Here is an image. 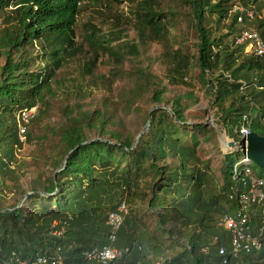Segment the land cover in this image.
<instances>
[{
    "label": "trees",
    "instance_id": "1",
    "mask_svg": "<svg viewBox=\"0 0 264 264\" xmlns=\"http://www.w3.org/2000/svg\"><path fill=\"white\" fill-rule=\"evenodd\" d=\"M85 1L96 0H0V59L4 58L0 66L1 185L13 178L17 153L29 141L28 127L41 114L31 120L24 142H20L17 112L42 104L56 69L66 57L78 54L82 48L73 39ZM111 1L116 9L108 10L110 19L122 18L126 24L127 18L117 8L128 2L136 19L130 25L138 41L113 46L98 27L86 23L83 42L93 50L92 59L84 66L86 73L95 66L98 51L120 64L126 56H138V45L165 42L169 35L168 16L173 14L162 12L156 0ZM262 1L179 0V6L188 11L185 18L196 38L192 58L198 69L197 83L213 98L212 105L218 111L216 125L224 131L230 128V139L236 143L244 116L250 132L264 137V54L245 55L242 46L234 45L235 37L245 29L261 32L264 40ZM236 2L245 8L253 4L261 18L245 19L238 25V13L232 11ZM220 24L227 34L212 37V25ZM120 33L112 30L106 34ZM227 37H231L230 44ZM35 48H39L46 66L30 71L34 60H38L37 55L32 56ZM14 54H18L16 59ZM165 54L171 64L167 82L189 86L184 79L190 68L189 54L169 48ZM136 75L131 94L149 91V101L156 108L146 132L134 147L138 135L123 136L107 130L110 118L101 112L79 111L58 127L59 158L51 174L39 177L36 186L22 193L21 196L30 195L21 205L18 207V201L12 206L3 205L0 190V264H8L12 253L25 262L38 256H55L56 248L60 249L62 264H88L83 253L108 244L107 213L121 203L125 204L127 214L115 246L129 247L131 254L117 264H218V248L230 250V234L219 224L236 210V200H229V195L233 190H244L232 179V167L242 153L238 150L235 159L230 153L224 155L218 183L208 165L196 157V134L206 133L205 126L185 124L186 107L181 100L195 103L192 92L171 98L167 110L164 86L143 69L137 70ZM241 82L246 84L245 88H241ZM94 131L98 136L91 138L89 132ZM105 134H109L108 139L103 138ZM187 136L189 143L185 144L183 139ZM168 157L173 163L168 162ZM255 175L264 181L262 170L255 171ZM28 202L30 210L24 214L23 207ZM260 218V208L254 206L253 223L258 224ZM54 222L56 227H52ZM63 224L62 236H52L51 231ZM228 264H264V253H240L230 257Z\"/></svg>",
    "mask_w": 264,
    "mask_h": 264
},
{
    "label": "rangeland",
    "instance_id": "2",
    "mask_svg": "<svg viewBox=\"0 0 264 264\" xmlns=\"http://www.w3.org/2000/svg\"><path fill=\"white\" fill-rule=\"evenodd\" d=\"M156 2L162 12L173 14L168 16L171 20L166 41L146 42L138 45V56H126L120 64H115L112 57L107 54L100 55L98 51L99 57L95 66L90 69V73L85 72L84 66L92 59L93 50L83 42L84 25L90 23L98 27L105 39L112 40L113 46L121 43L134 44L138 38L130 24L136 19L131 13L132 8L129 7L128 2H124L117 9L124 13V18H127L126 21L129 24H126L122 18L117 21L110 19L108 10L116 9L111 0L85 1L81 6L73 42L82 45V48L78 54L66 57L56 69L49 83V93L45 92L43 103L37 104L38 113L41 112V114L37 122L28 127L29 141H26L20 153H17L15 174L11 180H5L2 185L0 184V190L2 189L0 192L4 196L3 205L12 206L18 201L19 207L24 199V196H21L22 193L36 186L39 177L51 174L53 164L59 158L57 155L59 150L58 127L64 124L66 118L74 117L76 112L87 111L91 114L98 111L105 114L110 118V121L106 122L107 130L123 136H135L144 128L147 130V124L143 126V121L155 107L149 101L150 92L144 91L136 96L131 94V91L135 89L136 72L142 69L145 74H150L157 83H160V86L166 89L164 99L169 102L167 110L170 108L171 98L192 92L195 103L185 98L181 100L186 107L183 113L185 124L188 127L195 124L205 126L206 133L196 134L198 138V145L195 149L196 157L208 165L210 173L218 183L220 182L224 155L230 153L234 159L238 155L237 150L230 151L226 147V142L233 141L230 139L233 138L231 129L227 128L224 131L222 126L216 125L218 111L212 105L213 98L206 93V88L197 83L198 69L194 65L195 59L192 58L195 56L196 38L185 18V13L188 11L179 6V0H156ZM260 6L264 14V1ZM112 30H119L121 33L108 36L106 33ZM226 34L227 30L223 25L220 24L218 27L212 25V37L221 38ZM259 34L261 35V32ZM225 39L230 44L231 37ZM168 48L171 51L181 49L182 52L189 54L190 68L188 74H184V79L189 86H173L167 82L166 76L171 67L165 54ZM35 55L38 56V60H34L30 71L41 70L46 66L45 60L40 58L39 48H35L32 52V56ZM14 57L16 59L18 54H14ZM3 64L4 58H1L0 66ZM188 132L193 131L188 129ZM89 135L91 138L98 136L96 131L89 132ZM179 136L181 137V134ZM103 138L108 139L109 134L103 135ZM183 142L189 143V137H185ZM167 160L173 163L171 157ZM254 170L258 173L261 169L254 167ZM29 210L30 202L25 203L23 213L27 214Z\"/></svg>",
    "mask_w": 264,
    "mask_h": 264
},
{
    "label": "built area",
    "instance_id": "3",
    "mask_svg": "<svg viewBox=\"0 0 264 264\" xmlns=\"http://www.w3.org/2000/svg\"><path fill=\"white\" fill-rule=\"evenodd\" d=\"M232 11L238 13V25H242L245 19L252 21L255 18H261L260 13L253 4H250V8H245L239 2H236ZM234 45L242 46L245 55L251 54L255 57H260L264 54V40L257 31L252 29H245L238 34L234 39ZM241 84V88L246 87L244 82H241ZM37 113V104L29 109L17 112L16 119L19 122L18 133L20 142H24L26 127L37 116ZM248 123L247 117L244 116L238 130L239 141L250 133ZM253 167L255 166L243 153L241 159L232 167L233 181L241 184L244 190L239 192L233 190V193L229 195V200H236L237 207L233 214L224 216L219 224L230 234V250L227 251L222 246L218 248V264H228L230 257L235 258L240 253H264V181L255 175ZM254 206L260 208L261 218L258 224H254L252 219ZM126 214L127 209L124 203H121L115 211L107 213L106 224L110 228L107 238L108 244L101 248H94L84 252L83 256L88 264H117L131 254L129 247L118 249L115 246L117 233L123 225ZM56 226L57 223L54 222L52 227ZM64 226L65 224L59 229L52 230L51 235L62 236ZM59 252L60 249L56 248L55 256H38L31 262L22 261L16 254L12 253L8 264H62Z\"/></svg>",
    "mask_w": 264,
    "mask_h": 264
},
{
    "label": "water",
    "instance_id": "4",
    "mask_svg": "<svg viewBox=\"0 0 264 264\" xmlns=\"http://www.w3.org/2000/svg\"><path fill=\"white\" fill-rule=\"evenodd\" d=\"M154 107L148 115V122L146 127H148L151 121V113L155 109ZM146 128L143 129L141 133L138 134L136 137L133 147L137 144L139 138L144 134ZM226 147L230 151H238L240 150L241 153L245 154L246 157L252 162V164L264 170V137L258 136L254 132H250L246 137L242 138L239 142L229 141L226 142ZM67 157L64 159L63 164H65ZM30 194H26L24 196L23 201L29 196ZM22 201V202H23Z\"/></svg>",
    "mask_w": 264,
    "mask_h": 264
}]
</instances>
